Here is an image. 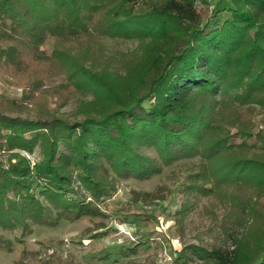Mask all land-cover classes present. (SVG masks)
<instances>
[{
	"label": "trees",
	"instance_id": "1",
	"mask_svg": "<svg viewBox=\"0 0 264 264\" xmlns=\"http://www.w3.org/2000/svg\"><path fill=\"white\" fill-rule=\"evenodd\" d=\"M48 69L62 81L42 90ZM0 79L24 88L0 95V150L40 156L0 162V230L18 243L34 225L105 217L120 179L187 160L184 208L215 197L229 243L189 245L174 264H264V0H0ZM79 94L80 118L55 114Z\"/></svg>",
	"mask_w": 264,
	"mask_h": 264
},
{
	"label": "rangeland",
	"instance_id": "2",
	"mask_svg": "<svg viewBox=\"0 0 264 264\" xmlns=\"http://www.w3.org/2000/svg\"><path fill=\"white\" fill-rule=\"evenodd\" d=\"M197 7L202 15H207L213 6L208 8L197 2ZM51 43L52 38L41 46L46 54L51 52ZM106 43L116 46L111 40H106ZM129 47H132L130 42L118 45L119 49ZM46 73L50 79L42 82V90L59 86L62 80L55 76L56 70L43 71L44 75ZM23 92V87L5 84L0 79V95L19 101ZM89 99L91 95L83 97L79 94L67 100L55 114L71 119L74 116L80 118L79 104L82 100ZM36 107L38 110L31 111V114L13 112L11 115L33 116L35 112H40V107ZM49 107L53 111V102L49 103ZM11 152H18L26 157L31 165L40 157L37 147L30 153L18 149ZM11 152L0 150V162L5 165ZM149 153L153 155L154 151ZM185 162L187 160L162 166L159 173L148 179H120L115 193L103 203L102 209L107 215L105 217H84L74 222L63 220L54 226L34 225L32 232L21 243L16 240L18 231L0 230V235L12 243L11 250L0 249V264H174L177 252L187 249L189 245L208 248L221 243L226 245L229 243L228 237L214 218L221 214L215 197L203 194L191 197L192 205L184 208L187 196L185 199L179 188L182 187L185 168L182 163ZM150 192L157 195L150 202L138 198ZM179 211L183 213L181 216ZM95 224L98 225L97 229ZM99 225L103 227L98 228ZM87 229L105 232V235L86 237ZM139 241L144 242V245L140 246L138 253L129 256L120 254L123 248ZM178 264L200 262L194 258Z\"/></svg>",
	"mask_w": 264,
	"mask_h": 264
}]
</instances>
